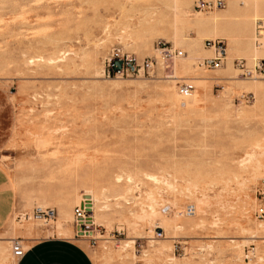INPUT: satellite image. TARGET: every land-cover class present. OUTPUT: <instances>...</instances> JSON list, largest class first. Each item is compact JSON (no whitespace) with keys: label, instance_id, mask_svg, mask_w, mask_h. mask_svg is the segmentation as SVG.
I'll return each mask as SVG.
<instances>
[{"label":"rangeland","instance_id":"rangeland-1","mask_svg":"<svg viewBox=\"0 0 264 264\" xmlns=\"http://www.w3.org/2000/svg\"><path fill=\"white\" fill-rule=\"evenodd\" d=\"M194 1L0 0V164L17 190L12 225L35 230L19 239L25 252L60 237L78 241L94 264H264V220L254 216L264 156L251 150L264 145V80H246L235 66L264 58L252 44L264 0L201 13ZM216 40L225 58L211 70L204 42ZM163 48L183 53L170 77L160 66L109 78L114 50L141 65L161 64ZM242 95L250 103H237ZM86 191L108 208L93 211V243L73 232ZM66 212L69 223L59 219ZM11 242L0 264L17 262Z\"/></svg>","mask_w":264,"mask_h":264},{"label":"built area","instance_id":"built-area-1","mask_svg":"<svg viewBox=\"0 0 264 264\" xmlns=\"http://www.w3.org/2000/svg\"><path fill=\"white\" fill-rule=\"evenodd\" d=\"M227 0H196L193 4L195 12H211L215 10H223L226 7ZM219 44H223L222 41H205L204 46L206 48H214L213 57L203 61L202 65L211 69L218 70L222 65L225 58V50ZM253 48L256 50H264V19H259L254 24L253 34ZM163 51L162 63L154 59H147L141 65L133 63V61L125 56L120 50H114L110 58L108 59V76L123 78L125 76H138L140 74L147 73L152 75L155 69L162 66L164 67L165 74L170 77L171 67L177 59L183 56V53L172 48L160 49ZM121 64L119 68L118 64ZM235 66L240 72V75L246 80H264V58H258L254 61L251 67H247L242 60H236ZM178 90L180 94H190V86L179 85ZM251 96L245 95L236 98L237 103L248 104L250 103ZM256 196L258 198V205L256 206L254 216L256 219L264 220V183L256 189ZM93 202L88 198H82L80 204L73 210V232L75 239H88L90 243L96 241L95 238V224L93 222ZM184 215L186 217H192L194 215V208L188 207ZM37 218H44L49 221L50 214L47 210H37L34 214ZM25 220H29V215L24 216ZM22 216L17 218L18 223H23ZM162 233L159 232L157 237H162ZM175 249V248H174ZM254 249H248L247 254L252 255ZM251 252V253H250ZM12 255L16 260H20L25 255V250L19 239L12 241ZM248 256H246L247 258Z\"/></svg>","mask_w":264,"mask_h":264},{"label":"crops","instance_id":"crops-1","mask_svg":"<svg viewBox=\"0 0 264 264\" xmlns=\"http://www.w3.org/2000/svg\"><path fill=\"white\" fill-rule=\"evenodd\" d=\"M16 192L11 176L0 164V247L16 239L30 241L35 233L29 226L17 230L12 225L18 207ZM16 264H94V261L78 241L59 237L30 242L24 257Z\"/></svg>","mask_w":264,"mask_h":264},{"label":"bare ground","instance_id":"bare-ground-1","mask_svg":"<svg viewBox=\"0 0 264 264\" xmlns=\"http://www.w3.org/2000/svg\"><path fill=\"white\" fill-rule=\"evenodd\" d=\"M236 1V0H235ZM245 2V1H244ZM174 3V2H173ZM172 3V4H173ZM173 7V10H174V13L176 12H181V7L179 6V5H177L176 3H174V5L172 6ZM183 7V6H182ZM172 10V11H173ZM197 13H199V12H197ZM182 15V17L183 18H187V17H189L190 15H187L186 13L184 14V13H182L181 14ZM197 16V15H196ZM217 16V15H216ZM215 17V16H214ZM218 17V16H217ZM154 18V17H153ZM219 18V17H218ZM216 19L217 18H213L212 19V22L214 23V25H215V22H217L216 21ZM225 19H227V18H225ZM156 19H153V21H155ZM183 20V19H182ZM209 20V19H208ZM211 20V19H210ZM152 21V20H151ZM150 22V21H149ZM201 22V21H200ZM150 24V23H149ZM158 24H160V21H156V22H154L152 25H151V28H153V30L155 29V27L158 25ZM211 24V23H210ZM209 24V26L211 27V25ZM204 25V24H203ZM208 25V24H207ZM198 26V25H197ZM200 26V25H199ZM205 26V25H204ZM208 26V27H209ZM176 27H177V24H176ZM209 27V28H210ZM152 30V29H151ZM177 31V30H176ZM217 31V30H216ZM211 33V35H212V32H210ZM216 34V32L214 33V35ZM241 35H242V32H241ZM214 37H216V36H214ZM211 50H213L214 51V48L213 47H211L210 48ZM210 50V51H211ZM161 53V56H163V51L162 52H160ZM206 53H207V51H206ZM213 53V52H212ZM211 54V53H210ZM205 56V55H204ZM211 57H212V54H211ZM204 58V57H203ZM206 58V57H205ZM206 59H208V58H206ZM209 59H210V57H209ZM178 65V64H177ZM175 66V65H174ZM173 66V67H174ZM182 66V65H181ZM176 67H178V66H176ZM175 67V68H176ZM182 69H185V66H182L181 67ZM178 72V71H177ZM176 74V73H175ZM175 78V77H174ZM170 79V78H169ZM256 85H254V87H255ZM259 86V85H258ZM249 88H250V86H248ZM248 87H246L245 86V88L247 89ZM260 87V86H259ZM258 87V88H259ZM248 88V89H249ZM262 90V89H261ZM186 96H188V94L186 95ZM262 141H264V140H262ZM251 150L252 151H255V150H257V151H259V155L260 156H264V145H262L261 144V141H255L254 142V144L251 146ZM258 155V154H257ZM254 156V155H253ZM252 158V154L249 156V158ZM246 158V157H245ZM255 158V157H254ZM243 161H244V159H242ZM249 161V160H248ZM239 163V162H238ZM247 163V162H246ZM257 163V167H259L260 166V164L258 163V162H256ZM241 164V163H240ZM242 165V164H241ZM241 165H239V166H241ZM242 167V166H241ZM245 168V167H244ZM241 169V168H240ZM247 169V168H246ZM245 169V170H246ZM258 169V168H257ZM260 170V169H259ZM154 176V175H153ZM153 176H149L150 178H151V180L152 181H155L156 183H158L159 181H158V179H156V178H154ZM149 178V179H150ZM119 180H121V178L119 177ZM150 180V181H151ZM165 180V179H164ZM129 181H132V179L131 180H129ZM159 184V183H158ZM167 185V184H166ZM169 185V184H168ZM87 192V191H86ZM103 196V195H102ZM83 197H85V198H88L90 201H92L93 202V211L95 212V215H96V217H98V216H100V213L102 214V213H104V210L105 209H108L107 208V206H105V203H107V201L105 202V198H104V196L102 197V199H96L95 197H94V195H93V193H89V192H87V193H85L84 195H82L81 196V200H82V198ZM151 199H152V197H151ZM102 200H104V201H102ZM81 202V201H80ZM95 203H97V205L95 206ZM80 204V203H79ZM99 205V206H98ZM107 205V204H106ZM95 207H96V210H95ZM146 212V211H145ZM149 215V214H148ZM151 216L152 217H159L160 215L159 214H156L155 212H153L152 214H150V218H151ZM31 219V218H30ZM59 219H60V221H63L64 220V223H69L71 220H72V216H71V214H69V213H61L60 214V216H59ZM103 219V218H102ZM162 220L163 221H165V219L164 218H162ZM162 221V222H163ZM93 222H94V224H96L95 223V221H94V219H93ZM63 222H60V228H61V231L63 230L62 229V224ZM133 224V223H132ZM131 224V225H132ZM164 224V223H163ZM164 226V225H163ZM132 227V226H131ZM61 235H67V233L65 232V231H62L61 232ZM253 238V237H252ZM250 239V238H249ZM132 242V241H131ZM135 242V241H134ZM233 242V241H232ZM12 243V242H11ZM153 243V242H152ZM124 245H125V243H124ZM132 246V245H131ZM130 247V246H129ZM162 249V248H161ZM169 249V248H168ZM126 250V249H125ZM160 252V251H159ZM251 252H253V251H251ZM250 252V253H251ZM3 254V253H2ZM254 254V253H253ZM168 260V259H167ZM169 261V260H168ZM173 260H171V262H172Z\"/></svg>","mask_w":264,"mask_h":264},{"label":"water","instance_id":"water-1","mask_svg":"<svg viewBox=\"0 0 264 264\" xmlns=\"http://www.w3.org/2000/svg\"><path fill=\"white\" fill-rule=\"evenodd\" d=\"M118 66H119V68H120V67H121V64L119 63Z\"/></svg>","mask_w":264,"mask_h":264}]
</instances>
